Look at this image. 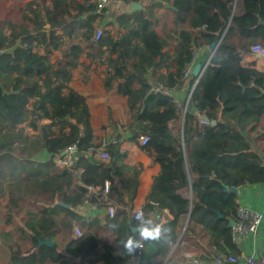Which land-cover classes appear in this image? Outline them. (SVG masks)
Returning a JSON list of instances; mask_svg holds the SVG:
<instances>
[{"label":"trees","instance_id":"16d2710c","mask_svg":"<svg viewBox=\"0 0 264 264\" xmlns=\"http://www.w3.org/2000/svg\"><path fill=\"white\" fill-rule=\"evenodd\" d=\"M97 1L0 0V198L7 200L0 238L11 264H126L105 232L117 233L116 243L137 235L126 210L133 200H125L124 189L115 185L120 138L106 147L109 161L88 155L97 147L89 108L69 86L85 49L112 69L104 87L127 98L128 129L135 140L149 137L143 147L160 166L146 216L154 211V221L170 226L175 245L188 220L173 255L193 251L202 264L219 254L239 255L230 227L238 195L231 189L264 185V161L248 139L264 151V72L243 66L252 46L264 47V0H122L142 6L122 17L128 32L96 42ZM212 45L218 47L203 63L197 85L193 75L184 79L194 53L200 56ZM55 52L61 58L53 63ZM148 80L170 90L185 88L191 95L186 113L185 103L179 108L171 96L150 92ZM71 145L77 146L72 167H59L52 157ZM41 151L50 160L36 161ZM107 181V201L94 198L92 205L112 206L115 216L101 226V219H87L78 206L88 186L103 189ZM77 226L83 235L74 238ZM48 240L52 246L40 245ZM147 246L156 252L145 264H164L172 250Z\"/></svg>","mask_w":264,"mask_h":264},{"label":"crops","instance_id":"0c3cea01","mask_svg":"<svg viewBox=\"0 0 264 264\" xmlns=\"http://www.w3.org/2000/svg\"><path fill=\"white\" fill-rule=\"evenodd\" d=\"M134 3H127L122 0H118L115 3L108 5L102 13H98V19L95 26L103 28L105 37L111 36L115 39L120 38L125 35L128 31L125 27L129 25L123 23L122 17L132 15L134 9L132 5ZM139 10V9H136ZM86 16V14L84 15ZM120 18V19H118ZM132 22V21H131ZM62 34V31L58 32ZM165 51L172 55L173 47H168ZM101 52H107V47H103ZM207 52H211L208 48ZM206 52V53H207ZM205 51L200 52V56L197 64L202 65L207 59ZM92 55V57H97V59H91L87 55ZM116 56H114L115 58ZM61 58L60 52H55L52 62L55 63ZM103 59L98 58L91 49H85L81 57V65L73 70V78L69 86L86 98V102L89 108L91 116V127L94 134V143L97 147H102L104 145V150L111 144H116V138L119 137V160H118V172L115 178V185L122 187L125 191V200H133L134 207L128 209V212L141 209L144 213V207L148 203V194L157 181L158 175L160 173V166L155 163L154 156L145 150V148L140 143L139 139H133L128 126L132 122V115L127 104V98L118 94L117 90L114 88L112 90H106L103 84V79L107 71L112 72V69L103 62ZM243 66L254 67L255 69L264 72V58L258 57L254 54L247 56L243 60ZM166 69H162L161 73L166 74ZM146 78H151V73L146 74ZM139 88V85H136ZM177 99L182 103H187L189 94L185 88L177 90ZM48 120H43L41 124H48ZM29 135H33L34 132L31 129H27ZM175 134V132H174ZM183 134L180 133V138L182 141ZM254 151L260 155L264 161V151L262 149V144H256L253 137H248ZM99 160V156H95ZM51 155L46 151H41L35 156V160L38 162H46L50 160ZM97 159V160H98ZM110 185V182L107 181ZM237 201L240 204L247 205L264 215V185H253L245 186L238 190ZM192 197V192H190ZM5 198H0V211L6 204ZM102 202V201H101ZM150 206L154 209L157 205L153 202ZM107 206L102 205H91L86 207L82 213H84L87 219L89 218H99L101 219L100 225L106 224L108 215ZM165 216L168 219H172V215L169 210H165ZM154 211H151L148 215L152 218L155 217ZM132 215V214H131ZM146 215V214H145ZM133 217V215H132ZM188 221V220H187ZM185 227H187V222ZM183 229V230H184ZM182 230V232H183ZM182 234V233H181ZM183 236V235H182ZM118 234L112 231L105 232V240L108 241L110 245H113L117 252L125 259L126 264L132 261V255L126 253L123 246L120 243H116ZM181 237V235H180ZM179 240V239H178ZM264 243V222L260 227V232L257 236H253L244 239L237 243L241 252H259L263 248ZM177 244V243H176ZM178 245V244H177ZM175 246L167 256L164 264H202L196 259L195 253L185 252L183 256H175ZM192 249V248H191ZM156 252L154 246H147L145 248V256L140 264H145L148 257H151ZM199 253L204 254L202 249ZM173 256V257H172ZM172 257V258H171ZM0 264H11L10 262V252L2 244L0 238Z\"/></svg>","mask_w":264,"mask_h":264},{"label":"built area","instance_id":"2783aa9c","mask_svg":"<svg viewBox=\"0 0 264 264\" xmlns=\"http://www.w3.org/2000/svg\"><path fill=\"white\" fill-rule=\"evenodd\" d=\"M118 0H98L97 2V13H102L103 10L110 4L117 2ZM104 35L103 28L97 26L95 28L93 39L94 41H99ZM252 54L264 58V47L262 45H254L251 48ZM4 53V50L0 49V56ZM199 58V53L195 52L194 57L192 61L186 66L184 72H183V78L189 79L192 75V72L196 66L197 60ZM202 67V69H204ZM201 69V70H202ZM147 84L150 87V92L153 94H161L166 96H171L173 98V101L175 105L179 108H181V102L177 99V91L170 90L166 87H164L160 83H156L153 80H148ZM189 99V97H188ZM188 101V100H187ZM185 111V109H184ZM139 141L142 144V146H146L149 143V137L141 135L139 137ZM104 145L102 147H94L88 152L89 156H99L101 160L103 161H109L110 156L109 154L103 149ZM64 153V155H62ZM60 155L53 156L52 159L58 165L59 167H67L71 168L75 159H76V153H77V146L71 145L64 149ZM80 172H82L80 170ZM108 192H109V184L106 182L105 187L103 189L94 187V186H88L86 188V193L81 199V202L78 206L79 211H83L86 207L92 205V200L98 199L100 201H107L108 199ZM238 208H237V214L236 218L234 219V225L232 228V237L233 241L237 244L240 241L257 236L260 232V227L262 226L264 222V215L247 206L244 204H240L237 201ZM108 215L110 218H113L115 216V209L112 206H109L107 208ZM128 211V209H126ZM141 211V209H137L134 211H131V214L133 217L137 212ZM83 232L82 230L77 226L74 228V238L82 237ZM145 246L142 249H138L134 254H132V261L128 262L127 264H140L143 260L144 253H145ZM209 264H264V243L263 248L259 250V252H241L239 255H224L219 254L215 257L213 262Z\"/></svg>","mask_w":264,"mask_h":264},{"label":"clouds","instance_id":"9594fccd","mask_svg":"<svg viewBox=\"0 0 264 264\" xmlns=\"http://www.w3.org/2000/svg\"><path fill=\"white\" fill-rule=\"evenodd\" d=\"M134 219L136 221L134 231L137 235H128L126 239L120 240L126 253L132 255L145 244H160L169 249L175 248L173 229L170 226L154 221L142 210L135 214Z\"/></svg>","mask_w":264,"mask_h":264},{"label":"water","instance_id":"95a60500","mask_svg":"<svg viewBox=\"0 0 264 264\" xmlns=\"http://www.w3.org/2000/svg\"><path fill=\"white\" fill-rule=\"evenodd\" d=\"M131 7H132V9H134V10H136V9H141V8H142L141 4H139V3H134ZM217 47H218L217 45H212V46L210 47V50H211V52H212V55L210 56V59L208 60L206 66H207L208 63L210 62V60H211L212 56L214 55V53H215ZM206 66H205V68H206ZM205 68L202 69L200 64H197V65L195 66V68H194V70H193V72H192V75H193L194 77H196V85H197V83L199 82V80L201 79V77H202V75H203V73H204V71H205ZM201 69H202V70H201ZM192 92H193V91H192ZM191 94H192V93H191ZM190 96H191V95H190ZM190 96H189V99H188V101H187V103H186L184 114H185L186 111H187V107H188V104H189V101H190ZM200 118H201L202 121L208 122V118H207L205 115L200 116ZM212 124H215V121H212ZM62 155H64V153H62ZM231 191H232L233 193H236V194H237V192H238V190H237V189H234V188L231 189ZM187 222H188V221H187ZM233 225H234V220H231V221H230V227H232ZM186 226H187V225H186ZM185 229H186V227H185ZM185 229L183 230V232H182V234H181V237L179 238L177 244L180 242V240H181V238H182V235H183ZM132 231L135 233L134 228L132 229ZM41 244L48 245V246H52V243H51L49 240H48V241H45V242H40V245H41ZM177 244H176V245H177ZM176 245H175V246H176Z\"/></svg>","mask_w":264,"mask_h":264},{"label":"rangeland","instance_id":"374dc122","mask_svg":"<svg viewBox=\"0 0 264 264\" xmlns=\"http://www.w3.org/2000/svg\"><path fill=\"white\" fill-rule=\"evenodd\" d=\"M29 1H31V0H24V3H27V2H29ZM7 6H10V3H8ZM0 14H3V13L1 12ZM210 56H211V53L208 55V60H209ZM27 129H28V128H27ZM178 133H179L178 131H175V134H176L177 137L179 138V137H180V133H179V134H178Z\"/></svg>","mask_w":264,"mask_h":264}]
</instances>
